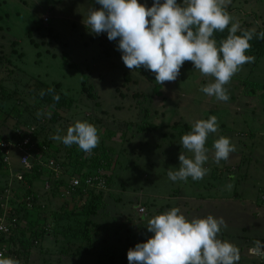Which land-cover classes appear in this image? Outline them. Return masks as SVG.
<instances>
[{"label":"rangeland","instance_id":"rangeland-1","mask_svg":"<svg viewBox=\"0 0 264 264\" xmlns=\"http://www.w3.org/2000/svg\"><path fill=\"white\" fill-rule=\"evenodd\" d=\"M140 2L151 7L154 0ZM95 7H100L95 0H0V140L12 135L17 122L20 127L36 125V140H48L63 158L69 146L52 137L57 129L65 135L77 120H86L98 128L99 145L112 147L118 157L109 188L102 191L105 205L93 217L100 224L94 228L96 250L79 255L74 251L82 240L76 238L67 252L70 237L63 236L58 226V232L49 229L35 241L27 261L18 260L21 264H129L128 250L153 235L148 221L179 207L189 219L209 214L223 217L225 240L236 238L238 247L243 245L240 253L249 257L245 264L264 263V258H250L248 246L264 241V206L259 203L264 187V56L254 55V62L244 64L232 77L226 85V102L200 91L214 78L203 76L192 62L184 63L176 81L160 85L151 71L131 72L125 67L118 39L110 41L106 32H90L83 21ZM227 10L240 27H264V0H231ZM39 81L59 82V99L64 97L71 105H47L36 90ZM90 86L93 96L86 91ZM212 115L218 118L219 130L206 141L210 151L205 167L210 171L195 185L191 177L170 180L167 173L178 169L181 151L192 155L182 148L181 137L195 121ZM220 136L230 137L236 151L217 164L212 145ZM11 154L12 163L20 157L17 149ZM11 171L12 164L0 169V186ZM43 180L37 179L33 186L39 194V212L55 210L65 216V210L75 208L72 196L53 195ZM16 182L12 177L11 183L20 187ZM19 190L23 193L25 188ZM177 193L217 198L202 206L198 199H171ZM10 198L21 204L9 193L0 199L3 209L13 207ZM141 207L144 212L138 211ZM67 222L78 227L76 219ZM111 249L114 262L102 254Z\"/></svg>","mask_w":264,"mask_h":264},{"label":"clouds","instance_id":"clouds-1","mask_svg":"<svg viewBox=\"0 0 264 264\" xmlns=\"http://www.w3.org/2000/svg\"><path fill=\"white\" fill-rule=\"evenodd\" d=\"M99 8L90 10L83 23L95 35L107 33L110 41H119L117 48L131 72L147 69L155 74V82L164 85L174 82L185 62L213 82L200 91L219 101H228L226 85L243 65L255 60L246 52L256 35L255 28L241 31L238 21L227 10L231 0H154L151 7L140 0H95ZM230 25V27H229ZM228 29L229 35L219 43L216 31ZM264 38V32L259 33ZM43 95V92L41 93ZM59 101V96L53 97ZM219 130L215 115L199 119L191 131L181 137V145L191 156L181 151L177 170L169 169L172 181L202 180L210 171L205 167L209 160L206 141ZM57 129L52 139L66 146L76 145L91 154L100 143L98 128L77 120L61 135ZM214 161L228 160L236 151L231 138L220 136L212 145ZM230 190L232 185H227ZM227 223L223 217L207 215L189 219L179 207L155 215L147 223L153 235L146 242L137 243L128 250L129 264H239L240 248L233 242L221 239L219 234ZM264 257V242L254 241L250 250ZM0 264H21V261L0 252Z\"/></svg>","mask_w":264,"mask_h":264},{"label":"trees","instance_id":"trees-1","mask_svg":"<svg viewBox=\"0 0 264 264\" xmlns=\"http://www.w3.org/2000/svg\"><path fill=\"white\" fill-rule=\"evenodd\" d=\"M230 27V26H229ZM241 31L237 32V35H241L244 29H252L250 26H242L240 27ZM256 30V35L250 41L251 49L246 52L247 55H256V59L261 58L264 56V38L259 37L260 32H264V27H259ZM229 35V31L226 28L223 32L216 31L214 33L215 39L219 43L221 40H224ZM1 58V57H0ZM2 60V59H0ZM59 82H53L52 85L43 81H39L36 85V90H38L41 99L47 103L49 106H57V107H69L71 104L69 100L66 98H60L59 101L51 100L52 94L60 95L58 88L60 87ZM85 86V81H84ZM92 86L87 88V92L90 96H93L91 93ZM5 91V89H4ZM159 91V89L157 90ZM43 92V95L40 94ZM5 95V94H4ZM62 97V96H61ZM57 112L55 111L52 118L54 120L57 117ZM18 122L16 126L18 127ZM16 127V128H17ZM15 128V130H16ZM142 129H145L142 127ZM15 130L13 131L11 136H6L4 139H11L15 137ZM38 131V130H37ZM36 131V132H37ZM35 132V133H36ZM37 134V133H36ZM37 137V136H35ZM40 141V138L38 139ZM42 143L46 144L47 146L51 147V142L48 140L42 139ZM94 150L93 154H86L82 150H80L75 145L68 147L66 153L63 158L58 156V152L56 150H52L50 153H44L40 156V159H48L50 156L56 158L60 161V163L67 167L69 171L72 169L71 172L79 173L85 167L95 168L102 165V162L105 161L106 167L114 172L115 167L118 164V157L115 155V151L112 147L108 145H98ZM9 168V166L3 161L2 154L0 152V169L1 168ZM23 171L22 180L17 179V185L20 187H15L13 183L10 182V176H6V180L3 186H0V194H5V192L10 187L11 192L15 197L21 199L20 205H15L14 198H10V203H14L13 207L9 209V213L11 215H15L19 218L18 226L13 229L12 233L8 237H4L0 240V242L5 247L4 256L15 255L17 259H25L31 253L35 244V241H38L48 234V230L51 231H59L57 230L58 226L61 227L60 233L63 236L70 237L69 245L67 247V252L71 251L73 245L71 242H74L76 238H80L82 243H80L74 252L80 254H92L94 250H96V238L95 235L98 234L97 229L94 230L95 227L99 226L100 224L94 220V216H96L102 207L105 205L104 201V194L103 192L99 194L93 193L92 195H88L87 197L83 196V194L74 195L71 197L70 201H72V205L75 206L74 209H67V203L64 204L67 210L64 212L66 213L65 216H60L59 211L55 210H37L38 201H39V194L33 189L34 184L36 183L37 179L44 178L45 181L49 180L52 183V193L53 195H58L63 191V186L65 184V180H55L51 174V172L43 167L42 164L36 163L34 161L33 167L30 170ZM113 172L110 178V182L112 181ZM16 185V186H17ZM20 188H25V191L20 192ZM34 196L32 201V206H28L29 197ZM69 201V200H67ZM0 201V214H2V207ZM260 203V202H259ZM37 210V211H35ZM35 212H39L40 214H35ZM70 218L76 219L78 221V227L72 226L67 221ZM43 219V222H41ZM67 219V221L65 220ZM62 220L64 221L62 223ZM51 225V226H50ZM74 239V240H73ZM104 243H108L105 239H103ZM6 246H5V245ZM111 250H104L102 254H105L106 257L110 258L111 262L116 261L115 258L111 255ZM113 253V251H112ZM27 261V260H26ZM105 264V261L102 262Z\"/></svg>","mask_w":264,"mask_h":264},{"label":"built area","instance_id":"built-area-1","mask_svg":"<svg viewBox=\"0 0 264 264\" xmlns=\"http://www.w3.org/2000/svg\"><path fill=\"white\" fill-rule=\"evenodd\" d=\"M48 21V18H45ZM37 131L36 125H26V127L18 126L15 130V137L9 140L2 139L0 140V152L2 154L3 161L11 166L12 164V150L17 149L20 152V162L21 168L24 170H30L33 167L34 161L38 164H42L43 167L48 169L55 180H65V184L62 187V194L66 198L68 195L74 196L79 195L80 193L83 196L87 197L93 193L99 194L102 191H105L109 188L110 178L112 175V170L106 167V162L103 161L102 165L90 168L85 167L79 173L71 172L67 169L66 166L62 165L59 160L50 156L48 159H40V156L44 153L52 152V149L42 141L36 140L35 132ZM94 153L92 150L91 154ZM89 155V154H88ZM21 168L18 171L12 169L11 176L22 180L23 171ZM11 182V180H10ZM46 188H52V183L47 180L45 183ZM12 193L10 187L5 192V194H0V199L6 197L7 194ZM34 196H30L28 206H32ZM8 200V199H7ZM259 202L264 206V187L260 188L259 191ZM4 206L1 203V207ZM2 214H0V240L4 237L9 236L13 229L18 226L19 218L15 215H11L9 210L2 208ZM139 211L144 212L145 208L141 207ZM264 242V241H263ZM254 245L250 246L249 254L258 258L263 259L264 257L257 256L252 253L250 250ZM0 252H5V247L0 242Z\"/></svg>","mask_w":264,"mask_h":264},{"label":"crops","instance_id":"crops-1","mask_svg":"<svg viewBox=\"0 0 264 264\" xmlns=\"http://www.w3.org/2000/svg\"><path fill=\"white\" fill-rule=\"evenodd\" d=\"M15 163H19L20 164V167H18V165H15ZM21 168V162H20V157H18L17 158V161L16 160H14L13 161V163H12V169L16 172V171H18L19 169ZM12 177L13 176H10V180L12 179ZM190 180H191V184H193V185H195L196 183H197V181H195V180H193V179H191L190 178ZM44 181V183H46V181H45V179L43 180ZM196 182V183H195ZM38 184V183H37ZM52 189V188H51ZM111 189V188H110ZM52 191V190H51ZM205 196H200V197H196V196H193V195H189V194H182V195H180L179 193H177L175 196H173V198H171V199H174V200H180V199H186L187 201H193V200H200L202 203H201V205L202 206H204V204H206V203H208V202H210V201H213L214 199H216L217 197H210V196H207V197H205ZM221 198H223V197H221ZM220 198V196H219V198L218 199H221ZM200 210V209H199ZM139 211V210H138ZM198 217V216H197ZM243 228H244V230H245V226H243ZM243 230V231H244ZM226 228L225 229H222V231H221V233H220V238L221 239H225V237L227 236H225L224 234H226ZM230 232V231H229ZM246 237V236H245ZM233 239V241H231V242H233V243H235L237 246H238V242L236 241L237 239L236 238H232ZM249 240H247V242H248ZM254 244V243H253ZM252 243L251 244H248V246L250 245V246H252L253 245ZM249 246V247H250ZM244 250V247H243V245L242 246H240V252L241 251H243ZM250 256V258L252 257V255H249ZM254 257V256H253ZM249 259V257L248 256H244L242 253H241V259H240V261H239V264H245V261L246 260H248ZM262 264H264V263H262Z\"/></svg>","mask_w":264,"mask_h":264}]
</instances>
